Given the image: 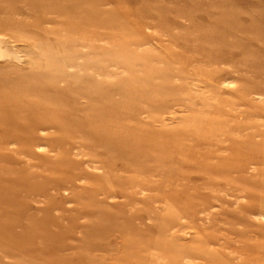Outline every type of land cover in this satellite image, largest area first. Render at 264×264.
Returning <instances> with one entry per match:
<instances>
[{
    "label": "rangeland",
    "instance_id": "374dc122",
    "mask_svg": "<svg viewBox=\"0 0 264 264\" xmlns=\"http://www.w3.org/2000/svg\"><path fill=\"white\" fill-rule=\"evenodd\" d=\"M83 1L0 0V264H264V0Z\"/></svg>",
    "mask_w": 264,
    "mask_h": 264
},
{
    "label": "bare ground",
    "instance_id": "6f19581e",
    "mask_svg": "<svg viewBox=\"0 0 264 264\" xmlns=\"http://www.w3.org/2000/svg\"><path fill=\"white\" fill-rule=\"evenodd\" d=\"M89 1H90V3L92 2V0H89ZM106 1H107V0H102L103 3H106ZM83 2H84V3H88V0H84ZM1 54H2V53H1ZM52 123L54 124V127H57V124H56L54 121H52ZM60 128H61V127H60ZM35 232H36V231H30L29 233L26 234V236L33 237V236L35 235ZM6 233H7V232H6ZM6 233H5L4 237H6V236H10V237H9L10 239H13V238H14V239L16 240V239L19 238L20 240H23V239L25 238V237H24V234H22V235H20L19 237H17L16 234L13 235V234H10V233H7V234H6ZM37 233L39 234V232H37ZM40 234H41V233H40ZM38 240H39V239H38ZM41 245H42V244H41ZM35 246H36V245H35ZM39 246H40V245H39ZM36 247H37V246H36ZM45 247H46V246H45ZM45 247H42L39 251L36 252V254H37L38 257H39V256H42V257H43V256L45 255V253H46V248H45ZM48 250H49V249H48ZM48 256H50V255H48ZM43 258H44V257H43ZM23 264H24V262H23ZM26 264H36V263H35V262L32 263V262L30 261V263L28 262V263H26ZM40 264H42V262H40Z\"/></svg>",
    "mask_w": 264,
    "mask_h": 264
}]
</instances>
